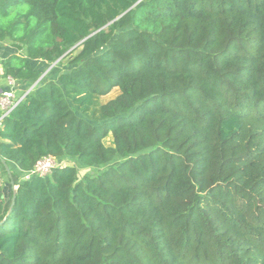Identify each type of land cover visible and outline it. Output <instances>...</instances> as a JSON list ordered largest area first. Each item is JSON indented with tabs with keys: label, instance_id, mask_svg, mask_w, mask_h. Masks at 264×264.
<instances>
[{
	"label": "trees",
	"instance_id": "obj_1",
	"mask_svg": "<svg viewBox=\"0 0 264 264\" xmlns=\"http://www.w3.org/2000/svg\"><path fill=\"white\" fill-rule=\"evenodd\" d=\"M0 41L39 81L0 126V264H264V0H0ZM45 157L97 171L21 180Z\"/></svg>",
	"mask_w": 264,
	"mask_h": 264
},
{
	"label": "rangeland",
	"instance_id": "obj_2",
	"mask_svg": "<svg viewBox=\"0 0 264 264\" xmlns=\"http://www.w3.org/2000/svg\"><path fill=\"white\" fill-rule=\"evenodd\" d=\"M69 66L70 65L67 63L59 64V62L53 65L47 66L45 69L46 71L45 74L47 75L46 81L48 82L56 81L62 73L70 72L73 69V67H69ZM117 95H118V91L114 90L109 96L102 98L101 100L103 103H105L106 101L116 97ZM105 143L107 145H111L112 138L109 136L106 139ZM57 162L60 166H63V167H74L78 172L80 180H82L86 175L94 174L97 171L96 168L87 167L84 164H82L80 161L74 158H63L61 160H57ZM0 168H1L0 170V194L3 195L5 202L8 204L10 203L12 196H14V189L11 186V180L5 173L1 164H0ZM10 168L14 170L13 165H10ZM17 188L18 187L16 186V189H15L16 191H17Z\"/></svg>",
	"mask_w": 264,
	"mask_h": 264
},
{
	"label": "built area",
	"instance_id": "obj_3",
	"mask_svg": "<svg viewBox=\"0 0 264 264\" xmlns=\"http://www.w3.org/2000/svg\"><path fill=\"white\" fill-rule=\"evenodd\" d=\"M7 84L10 88L8 91L2 92L0 94V126L2 125L3 120L8 118L13 111H15L18 106L25 100L27 95L34 89V87L38 84L35 83V85L30 88L25 94L21 96H17L15 93V89L17 88V81L13 79L12 77H7ZM61 167L57 159L54 157H45L41 160H39L34 168L29 172H24L22 174L21 180L24 181H30L34 178L40 177H46L53 169Z\"/></svg>",
	"mask_w": 264,
	"mask_h": 264
},
{
	"label": "crops",
	"instance_id": "obj_4",
	"mask_svg": "<svg viewBox=\"0 0 264 264\" xmlns=\"http://www.w3.org/2000/svg\"><path fill=\"white\" fill-rule=\"evenodd\" d=\"M20 55L23 54L16 48H14L11 44L0 41V94L10 89L7 84V78L4 77V64L9 60L10 57ZM48 65L49 64L44 61L33 62V67L39 71H44ZM34 85L31 82H17L15 93L17 96H21Z\"/></svg>",
	"mask_w": 264,
	"mask_h": 264
},
{
	"label": "water",
	"instance_id": "obj_5",
	"mask_svg": "<svg viewBox=\"0 0 264 264\" xmlns=\"http://www.w3.org/2000/svg\"><path fill=\"white\" fill-rule=\"evenodd\" d=\"M59 62V61H58ZM58 62H56V63H58ZM55 63V64H56ZM45 75V74H44ZM44 75L42 76V78L44 77ZM41 78V79H42ZM39 82V81H38ZM37 82V83H38ZM36 83V84H37ZM0 162H1V165L3 166V168H4V170H5V173L7 174V176L9 177V179L11 180V186L13 187V189H14V197H13V203H12V207L14 206V204H15V200H16V186H15V183H14V181H13V177H12V171H11V169H10V167H9V165H8V163H7V161L4 159V158H2L1 156H0ZM12 207H11V209L9 210V213H8V215L11 213V211H12ZM6 220V219H5ZM5 220L2 222V223H4L5 222Z\"/></svg>",
	"mask_w": 264,
	"mask_h": 264
}]
</instances>
